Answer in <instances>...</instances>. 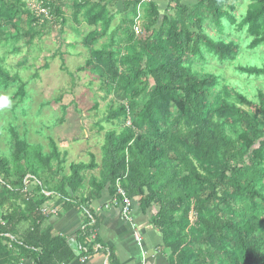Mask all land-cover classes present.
<instances>
[{
  "label": "trees",
  "instance_id": "trees-1",
  "mask_svg": "<svg viewBox=\"0 0 264 264\" xmlns=\"http://www.w3.org/2000/svg\"><path fill=\"white\" fill-rule=\"evenodd\" d=\"M30 1L0 0V34L13 51L20 52V40L31 47L35 36L50 33L45 23H63L61 14L71 8L77 22L83 16L95 27L85 36L92 56L77 70L97 74L108 92L117 89L128 104H119L109 119L131 114L133 125L107 132L101 177H92L81 203L74 194L84 186L83 170L95 163H74L55 185L42 184L40 170L53 171L50 156L16 136L13 160L0 157V264H73L80 256L53 216L80 204L91 207L105 189L121 200L118 180L143 211L157 205L151 223L163 235L171 264H264V92L255 100L235 86L221 87L218 74L193 69L205 47L219 61L237 59L241 41L223 35L232 28L249 38L248 49L264 46V0H251L238 16L239 0H169L174 13H162L157 0H35L50 18ZM116 17L119 24L111 29ZM107 36L109 42L96 47ZM236 70L264 78V66L238 64ZM15 84L13 97L24 101L26 83L0 60V89ZM27 175L39 184L25 191ZM54 195L61 197L50 208L57 214L44 215ZM91 233L77 230L86 256L99 242L97 236L88 242ZM108 252L110 263L120 264L115 250Z\"/></svg>",
  "mask_w": 264,
  "mask_h": 264
},
{
  "label": "rangeland",
  "instance_id": "rangeland-1",
  "mask_svg": "<svg viewBox=\"0 0 264 264\" xmlns=\"http://www.w3.org/2000/svg\"><path fill=\"white\" fill-rule=\"evenodd\" d=\"M162 13H174V3L169 0H157ZM197 0H183L189 5L195 4ZM121 2V1H120ZM118 8H123V4ZM251 0H239L237 16L243 15ZM42 2L30 1V6L37 11ZM64 10V9H63ZM44 17L50 18L49 9L43 12ZM63 23L49 19L46 27L50 33L44 34L42 38L34 37L31 47H27L20 40L21 50L15 53L13 44L7 43L6 38L0 34V60L11 74H19L26 83V96L13 97L17 91V84L8 89H0V98H7L8 104L0 106V157L13 160V146L16 136L26 140L34 146H42V153L50 156L49 167L40 170L41 183L46 184L51 180L55 185L61 176L72 173L71 166L74 163H95V167L83 170L85 183L83 188L74 194V200L81 203L88 190L93 188L91 179L93 176L100 178L103 170L106 134L116 130L120 132L125 126H132V116L128 115L126 120L109 119L111 112L119 107V104H128L127 100L118 96V90L112 88L110 92L102 87V79L91 71H78L88 58L92 56L90 50L85 46V36L95 27L89 25L80 17L77 22L72 14V9H65L61 14ZM139 21V19H136ZM120 21V17L113 20L111 29H114ZM39 28L44 26V18L40 19ZM8 30V29H6ZM9 30L13 31L12 28ZM213 37L218 34L217 29L208 30ZM121 34V33H120ZM223 35L241 41V53L235 61H219L210 55L204 48V57H197L193 61V69L198 72L216 73L220 76L221 87L225 85L235 86L246 93L250 98L257 100L258 91L264 92V78L241 75L236 67L238 64H251L253 66H264V46L250 50L246 45L249 38L245 39L244 33L226 31ZM109 37L103 38L96 47H101L109 42ZM26 39V37H24ZM28 56L25 59V56ZM34 154V152H33ZM39 163V162H38ZM40 164V163H39ZM41 165V164H40ZM12 172L15 169L11 163ZM43 168V167H42ZM55 171V172H54ZM28 181V190L36 187L38 180L31 175ZM16 180L15 177H11ZM121 185V184H120ZM111 200V206L118 204L112 200V194L105 189L103 196ZM102 196V197H103ZM114 196V195H113ZM59 195H54L47 202V208H57L60 200ZM93 204V203H91ZM120 204V203H119ZM80 204L79 208H91ZM140 206L138 199L134 200L133 206ZM157 209L152 205L149 209ZM78 210L75 208L74 212ZM152 211V210H151ZM3 209L0 207V220ZM85 219V217H82ZM191 213V220H194ZM88 222V221H87ZM85 222L82 223V226ZM11 239L14 237L7 234Z\"/></svg>",
  "mask_w": 264,
  "mask_h": 264
},
{
  "label": "crops",
  "instance_id": "crops-1",
  "mask_svg": "<svg viewBox=\"0 0 264 264\" xmlns=\"http://www.w3.org/2000/svg\"><path fill=\"white\" fill-rule=\"evenodd\" d=\"M106 196L105 193L101 199L95 200L91 204L92 208L84 209L91 212L94 218L92 223L81 209L76 212L73 209L52 218L56 230L70 238L79 240L77 230L84 222L85 230L89 228L92 232L87 238L88 242L97 236L99 242L95 245H99V248L90 252L86 259L79 257L73 264H111L109 248L115 250L120 264H171L161 247L163 235L151 223V218L157 209L143 211L140 206H132L131 219L128 220L121 215L120 198L112 195V200L114 199L118 205L111 206V200L108 202L109 198ZM21 264H32V262L24 260Z\"/></svg>",
  "mask_w": 264,
  "mask_h": 264
},
{
  "label": "built area",
  "instance_id": "built-area-1",
  "mask_svg": "<svg viewBox=\"0 0 264 264\" xmlns=\"http://www.w3.org/2000/svg\"><path fill=\"white\" fill-rule=\"evenodd\" d=\"M46 9L44 8H38L37 11L39 12H45ZM136 31H138V27L136 26ZM28 181H30V176H26L24 182L26 184V187H25V191L28 189ZM121 182L120 180L117 181V192L118 194H120L122 196V199H121V215L123 218L125 219H128L130 220L131 217H130V214H131V208L133 206V203H134V199H131L127 196V193L125 191V189L123 188L122 185H120ZM41 212L44 214V215H48L49 213H53V214H57V212L55 210H51L50 208L48 209L47 206L46 207H43L41 209ZM84 215L87 216L91 223L94 221V218L93 216L91 215V212L90 211H84ZM90 224V223H89ZM82 230H85L86 229V225H83L80 227ZM69 243L71 245V247L73 248V250L76 252V254L78 256H80L81 259H86L88 258V256L85 255V247L82 243H80L77 238H70L69 239ZM99 248V245H95L94 246V249L97 250Z\"/></svg>",
  "mask_w": 264,
  "mask_h": 264
},
{
  "label": "clouds",
  "instance_id": "clouds-1",
  "mask_svg": "<svg viewBox=\"0 0 264 264\" xmlns=\"http://www.w3.org/2000/svg\"><path fill=\"white\" fill-rule=\"evenodd\" d=\"M8 104L7 98H0V106H6Z\"/></svg>",
  "mask_w": 264,
  "mask_h": 264
}]
</instances>
